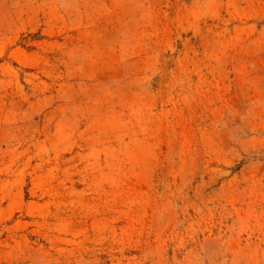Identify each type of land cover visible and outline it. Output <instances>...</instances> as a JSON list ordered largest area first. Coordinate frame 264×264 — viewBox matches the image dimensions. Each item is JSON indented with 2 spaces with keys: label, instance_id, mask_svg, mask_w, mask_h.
<instances>
[{
  "label": "rangeland",
  "instance_id": "rangeland-1",
  "mask_svg": "<svg viewBox=\"0 0 264 264\" xmlns=\"http://www.w3.org/2000/svg\"><path fill=\"white\" fill-rule=\"evenodd\" d=\"M0 264H264V0H0Z\"/></svg>",
  "mask_w": 264,
  "mask_h": 264
}]
</instances>
